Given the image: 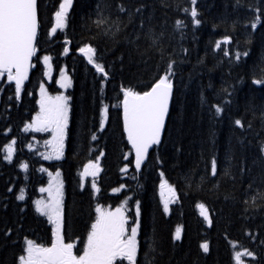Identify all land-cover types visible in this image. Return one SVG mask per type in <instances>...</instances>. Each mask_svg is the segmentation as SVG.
<instances>
[{"label":"trees","instance_id":"obj_1","mask_svg":"<svg viewBox=\"0 0 264 264\" xmlns=\"http://www.w3.org/2000/svg\"><path fill=\"white\" fill-rule=\"evenodd\" d=\"M60 2L39 0L37 54L20 99L13 81L0 80V264H18L25 239L50 245L52 225L36 212L34 201L57 170L65 181L67 241H85L97 205L117 207L131 198V209L140 201L137 264H235L234 244L254 253L253 264H264V85L252 83L264 72V15L256 29L250 24L260 14L257 8L264 12V0H196L195 5L191 0H74L66 28L51 33ZM121 3L133 12L144 7L128 23V12L116 8ZM192 7L199 25L191 21ZM177 20L184 24L179 30ZM149 30L159 37L163 60L142 35L130 42L138 31ZM85 45L96 49L94 60L104 66L106 79L79 51ZM45 55L53 66L50 79L44 75ZM169 58L176 61L174 98L164 139L138 171L123 131L122 88L146 90ZM64 67L74 81L66 157L44 163L28 152L31 135L23 127L40 110L41 84L46 92L62 91L56 81ZM105 105L108 115L100 130ZM214 105L223 109L219 115ZM237 119L242 127L234 123ZM14 138L18 152L8 163L4 146ZM90 161L101 167L98 196L90 186L81 188L80 172ZM24 162L26 173L19 167ZM125 165L126 173L121 171ZM162 181L178 195L169 214L161 200ZM121 184L125 187L114 193ZM21 189L25 200L16 199ZM200 202L211 212V226L197 210ZM178 227L183 229L180 241L175 240ZM204 242L208 253L200 247Z\"/></svg>","mask_w":264,"mask_h":264},{"label":"snow or ice","instance_id":"obj_2","mask_svg":"<svg viewBox=\"0 0 264 264\" xmlns=\"http://www.w3.org/2000/svg\"><path fill=\"white\" fill-rule=\"evenodd\" d=\"M73 0H61L58 10L54 13L55 24L50 32L54 33L56 30L62 29L65 26L68 10L72 6ZM192 5L196 4V0H191ZM98 7H100L98 5ZM143 5L135 8L134 12L126 9L123 3L117 4L116 8L119 13L128 12V23L133 22L135 14L141 13ZM185 12L188 9H184ZM260 13L254 17L250 22L251 28L256 29L257 25L261 23V12L259 8L256 9ZM191 21L194 25H199L200 20L197 19L198 13L196 7L191 8ZM177 30L181 29L184 24L183 21L177 20ZM144 26V20L140 21V28ZM38 4L37 0H0V78L6 75L7 81L15 82V98L20 99L22 85L28 78V71L33 65L32 58L37 54V36H38ZM119 31V27H117ZM148 41V47H156L161 53V59H164L163 48L158 47L159 37L155 36L151 30L147 32H137L135 41L138 42L141 38ZM161 36L163 33L160 34ZM230 38L225 36L223 42L229 43ZM216 47H221V41H216ZM79 51L84 53L89 64H92L97 73H102L104 78H107V72L102 64L96 63L94 60L96 49L85 45ZM147 51V49L145 50ZM186 51V50H185ZM67 52V48H65ZM226 56L228 52L224 53ZM240 53H236V59H240ZM243 55L247 56L245 52ZM39 59V57H37ZM50 57L45 55L43 61L46 67L45 76H49L51 65L49 64ZM176 61L169 58L166 62L163 74H158L154 82L150 84L144 91H136L132 88H122L123 99L120 101L123 107V131L127 136V141L135 152V168L141 169L144 163L148 150L152 145L161 143V134L165 128L166 117L169 114V104L173 95L174 83L172 77L175 76ZM61 88H68L71 86V80L64 75L61 70V78L56 81ZM255 85H264V72L260 79L252 81ZM40 99L37 103L40 106L39 112L32 117L29 124H25V131L32 129L37 132H49L51 138L46 140L45 146L50 150L41 155L46 160H59L64 153V141L66 137V130L69 124L70 113V97L59 93L55 96L47 94L44 85H40ZM11 99V98H10ZM215 113L219 115L223 109L214 105ZM108 106L105 105L100 111L99 128L103 130L105 121L107 120ZM237 126H243L241 120L234 121ZM251 125H249L250 127ZM95 140L96 136L93 135ZM16 141L13 139L10 143L4 146V159L11 162L13 153L15 151L14 145ZM31 148V145H29ZM264 152V149H262ZM103 155V153H101ZM98 159V158H97ZM131 163V162H130ZM22 169H27L26 163H20ZM94 169L91 175L95 176L100 170L98 164L89 162L85 165V174H88L89 169ZM128 166L125 165L122 172H127ZM212 174H216L217 166L216 160L213 158L211 162ZM42 171H45L42 169ZM225 171V175H227ZM52 173H49L51 176ZM60 176L59 170L56 172V177ZM62 182L56 183L53 186L50 181L47 188H41L42 193H48L47 201H34L36 212L43 216H47L48 221L53 225L52 239L49 246L38 244L31 239H25V247L18 257V264H115L117 259L127 260L128 264H137L138 241L137 231L140 216V201H136V223L131 227L129 232L128 217L125 215L126 205L125 201L115 209H104L100 205L96 206V218L91 223L90 229L87 232L86 242L83 245L81 254L74 253L76 244L72 242H65L62 232L63 228V191ZM95 191H99L96 184L92 185ZM125 186L120 185L119 188H113L112 191L119 192ZM165 184L161 183L163 189ZM251 187V185H249ZM12 191V189H8ZM168 192L171 199H175V189L168 187ZM163 196V193H162ZM16 199L24 200L23 189ZM168 200L164 201V211H168ZM200 208L201 215L205 220H209L206 209L203 204L197 205ZM210 223V220H209ZM9 231H11L9 229ZM180 228L176 229L175 239L180 238ZM204 252H208L209 245L204 242L200 245ZM235 248V245H234ZM247 256L255 259L253 252L244 249L243 251H234L233 259L235 264H242V257Z\"/></svg>","mask_w":264,"mask_h":264},{"label":"rangeland","instance_id":"obj_3","mask_svg":"<svg viewBox=\"0 0 264 264\" xmlns=\"http://www.w3.org/2000/svg\"><path fill=\"white\" fill-rule=\"evenodd\" d=\"M70 9H71V7L69 8V10H68V12L70 11ZM64 75L65 76H67L68 78H69V76H68V74L67 73H64ZM70 79V78H69ZM48 95H50V96H55V95H51V94H48ZM69 117H70V113H69ZM70 123V122H69ZM68 128H69V124H68ZM67 133H68V129L66 130V137H65V141H64V151H65V147H66V138H67ZM14 149H15V146H14ZM64 154V153H63ZM51 160H54V159H51ZM92 171H94V169H89L88 170V174H85V170L82 172V179H83V181H86V179L88 178V177H91L92 179H91V183L93 184V183H95V181H94V179H93V175H91V173H92ZM60 172V171H59ZM61 175H62V173L60 172V176L59 177H56V173L55 174H53V175H51L50 177H48V184L44 187V188H47L48 186H49V183H50V179H51V182H52V184H53V186H55L56 185V183H58V182H62V177H63V175H62V177H61ZM85 184V183H84ZM62 185H63V182H62ZM62 191H63V187H62ZM47 199H48V193L47 192H44L43 194L41 193V195H40V197H39V199L38 200H43V201H47ZM63 204H64V192H63V203H62V209H63ZM102 208H104V209H108L107 207H102ZM200 211H202L201 209H200ZM125 215L128 217V214H127V212H125ZM208 218H209V216H208ZM130 222V220H129V217H128V223ZM133 226V225H132ZM131 230V229H130ZM139 231H137V233H138ZM139 234V233H138ZM137 241H138V237H137ZM235 245V248H234V250L235 251H243L242 249H240V248H238V245H236V244H234ZM234 245H233V247H234ZM242 264H246V262L245 261H243V257H242Z\"/></svg>","mask_w":264,"mask_h":264},{"label":"water","instance_id":"obj_4","mask_svg":"<svg viewBox=\"0 0 264 264\" xmlns=\"http://www.w3.org/2000/svg\"><path fill=\"white\" fill-rule=\"evenodd\" d=\"M32 61V60H31ZM29 72H30V68H29V71H28V78H29ZM28 78L25 80V81H27L28 80ZM24 81V82H25ZM24 84V83H23ZM172 100H173V95H172V98H171V100H170V104H169V113H170V110H171V105H172ZM168 117H169V114H168V116L166 117V121H165V127H166V124H167V121H168ZM164 130H165V128H164ZM164 130L162 131V133L164 132ZM154 145H152L151 147H153ZM150 147V148H151ZM150 148H149V150H150ZM148 150V151H149ZM134 154H135V152H134ZM148 155V154H147ZM146 158H147V156H146Z\"/></svg>","mask_w":264,"mask_h":264},{"label":"flooded vegetation","instance_id":"obj_5","mask_svg":"<svg viewBox=\"0 0 264 264\" xmlns=\"http://www.w3.org/2000/svg\"><path fill=\"white\" fill-rule=\"evenodd\" d=\"M79 241V240H78ZM85 241H86V239H85ZM80 243H82L81 241H79Z\"/></svg>","mask_w":264,"mask_h":264}]
</instances>
